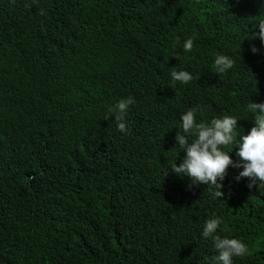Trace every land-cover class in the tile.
Masks as SVG:
<instances>
[{"label":"trees","instance_id":"trees-1","mask_svg":"<svg viewBox=\"0 0 264 264\" xmlns=\"http://www.w3.org/2000/svg\"><path fill=\"white\" fill-rule=\"evenodd\" d=\"M260 10L257 0H0V264H201L212 215L249 247L234 264H264V187L229 166L215 198L167 164L188 108L198 121L235 115L245 131L249 99L264 94V45L243 29ZM189 36L185 52L175 41ZM217 52L234 60L224 74ZM171 68L192 80L172 83ZM129 95L121 133L104 117ZM229 155L239 160L235 146Z\"/></svg>","mask_w":264,"mask_h":264},{"label":"clouds","instance_id":"clouds-1","mask_svg":"<svg viewBox=\"0 0 264 264\" xmlns=\"http://www.w3.org/2000/svg\"><path fill=\"white\" fill-rule=\"evenodd\" d=\"M257 2L261 10L259 14L250 16L252 19L246 22L243 31L247 34L244 38L250 40L258 38L261 45H264V0ZM180 12L181 8L177 13ZM204 20H209L208 10L204 13ZM249 22L254 29L250 34L247 28ZM194 38L189 36L182 43L177 38L175 43L180 44L183 51L190 52ZM249 50L254 54L258 51L255 45H250ZM233 65L234 60L231 56L219 52L214 54L212 68L215 73L224 74ZM169 77L172 83L180 84H187L193 78L189 71L176 68H171ZM249 101L244 112L245 131L238 126L239 118L235 115L225 114L214 116L210 120L198 121L197 108L182 111L179 117V132L175 134L174 154L167 163L172 173L186 177L189 187L197 184L210 186L214 189L215 198L222 195L221 182L229 166L240 169L234 176L237 182L247 178L249 189L254 184L257 188L264 187V94L255 101L250 99ZM134 103L135 99L130 95L119 98L107 107L104 119L111 116L117 129L121 133H126V115L129 107ZM236 114L238 116L240 112ZM233 146L236 156L239 157L237 161L229 155ZM181 151L183 157L177 164L175 160ZM221 224L222 219L218 215H212L203 221L199 235L205 241L211 240L213 254L204 256L201 264H234L235 258H244L249 254L248 245L230 233L223 234Z\"/></svg>","mask_w":264,"mask_h":264}]
</instances>
